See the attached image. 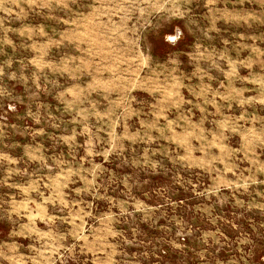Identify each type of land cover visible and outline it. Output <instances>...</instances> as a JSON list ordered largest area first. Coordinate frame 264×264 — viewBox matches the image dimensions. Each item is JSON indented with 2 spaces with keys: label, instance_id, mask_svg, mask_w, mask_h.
Returning <instances> with one entry per match:
<instances>
[{
  "label": "rangeland",
  "instance_id": "rangeland-1",
  "mask_svg": "<svg viewBox=\"0 0 264 264\" xmlns=\"http://www.w3.org/2000/svg\"><path fill=\"white\" fill-rule=\"evenodd\" d=\"M0 264H264V0H0Z\"/></svg>",
  "mask_w": 264,
  "mask_h": 264
}]
</instances>
